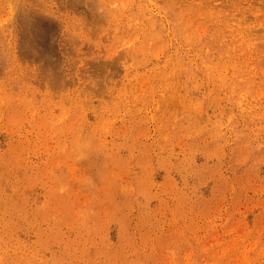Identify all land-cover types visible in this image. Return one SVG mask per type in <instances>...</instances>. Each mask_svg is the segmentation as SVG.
Returning a JSON list of instances; mask_svg holds the SVG:
<instances>
[{"label":"rangeland","instance_id":"1","mask_svg":"<svg viewBox=\"0 0 264 264\" xmlns=\"http://www.w3.org/2000/svg\"><path fill=\"white\" fill-rule=\"evenodd\" d=\"M0 264H264V0H0Z\"/></svg>","mask_w":264,"mask_h":264}]
</instances>
